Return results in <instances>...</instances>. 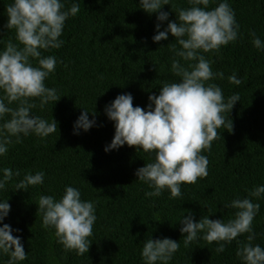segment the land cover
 Wrapping results in <instances>:
<instances>
[{
	"label": "trees",
	"instance_id": "1",
	"mask_svg": "<svg viewBox=\"0 0 264 264\" xmlns=\"http://www.w3.org/2000/svg\"><path fill=\"white\" fill-rule=\"evenodd\" d=\"M228 2L240 25L239 38L218 52L202 54L211 61L214 72L224 73L223 79L210 82L223 89L226 99L235 93L240 96L225 114L232 120L233 130L219 129L220 138L210 152L203 153L210 161L206 178L182 185V198L170 199L166 190L153 199L145 197L150 189L135 173L152 162L154 153L127 144L106 152L115 135V122L107 117L105 107L118 95L131 93L133 106L147 111L151 94L159 95L163 83L179 80L171 71L174 53L170 45L176 43L175 37L169 34L158 43L152 37L157 34V23L163 31L169 21L177 20L178 9L190 7L188 0H172L173 7L164 5L161 10L169 13V21L163 22L157 20V13L142 9L140 0H67L66 7L79 3L80 11L66 21L63 46L43 52L63 61L45 81L62 96L43 110L35 99L33 109L35 115L49 121L54 118L57 131L46 139L23 137L22 143L10 145L8 154L0 157V169L21 172L7 190L0 191V199H8L11 205L3 223L20 229L13 235L22 238L28 253L19 264H144L141 252L150 236L180 242L169 264H243L236 252L238 241L246 243L248 234L217 253L218 245L203 239L185 247L179 222L189 212L196 221L209 215L227 222L236 210L224 203L246 197L255 186L264 184V51L253 46L251 35L255 32L264 40V0ZM10 3L12 0H0V40L5 43L9 39L16 42L15 30L5 27ZM4 47L0 44V49ZM233 73L243 81L241 85L229 82ZM85 108L89 119L95 111L96 126L75 134V121ZM37 171L46 173L43 185L30 186L27 191L14 189L25 173ZM65 185L79 188L85 200L98 201L92 244L83 256L65 251L57 242L55 229L44 227L38 209L41 195L59 198ZM255 202L260 204V212L253 221V244L264 247V199ZM7 260L8 256L0 255V264Z\"/></svg>",
	"mask_w": 264,
	"mask_h": 264
},
{
	"label": "clouds",
	"instance_id": "2",
	"mask_svg": "<svg viewBox=\"0 0 264 264\" xmlns=\"http://www.w3.org/2000/svg\"><path fill=\"white\" fill-rule=\"evenodd\" d=\"M66 3L67 0H12L6 7L5 27L15 30L16 42L0 40V44H5L0 49V157L8 154L10 145L22 143L23 137L35 135L46 139L57 131L54 118L49 121L35 115L33 109L37 107L35 99H39L43 110L62 96L45 81L63 61L43 52L63 46L61 36L66 21L80 11L79 3H72L70 8ZM168 4L173 7L172 0L139 3L149 14L157 13L160 22L169 21V13L161 10ZM188 4L190 7L178 9L177 20L169 21L163 31L157 23V34L152 37L157 43L167 40L169 34L175 37L176 43L170 45L174 53L171 71L179 80L165 82L159 95L151 94L147 111L133 106L131 93L118 95L105 107L107 117L115 122V135L105 147L106 152L127 144L154 153L152 162L135 173L137 180L150 189L145 192L146 198L160 197L166 190L170 199L182 198V185L195 184L208 176L210 161L203 153L210 152L213 142L220 138L219 129L233 130V122L225 114L240 101L238 93L226 99L223 89L210 82L223 79L224 73L214 72L211 61L202 54L218 52L238 40L240 25L234 9L228 0H188ZM212 4L216 6L210 7ZM251 35L253 46L264 51V40L255 32ZM228 80L237 86L243 83L236 73ZM91 112L92 119L85 108L75 121V134L96 126L95 111ZM20 176V170L0 169V191L7 190L9 183ZM45 176L44 171L27 172L14 184V189L27 191L30 186L43 185ZM260 199H264V184L255 186L246 197L225 202L226 208L236 210L227 222L210 219L209 215L196 221L193 213L183 214L179 222L183 225L180 231L184 234V246L203 239L208 244L215 242L216 252L222 253L227 244L248 234L246 243L238 241L237 257L243 264H264V247L253 244V221L260 212V204L255 201ZM97 205L98 201L83 199L80 189L71 185H65L59 198L41 195L38 199L44 227L55 229L57 242L65 251H75L79 256L88 253L92 244ZM10 210L8 199H0V255L8 256L6 264H19L28 258V253L22 238L13 235L20 229L3 223ZM179 249L177 240L150 236L144 241L141 257L144 264H169Z\"/></svg>",
	"mask_w": 264,
	"mask_h": 264
}]
</instances>
